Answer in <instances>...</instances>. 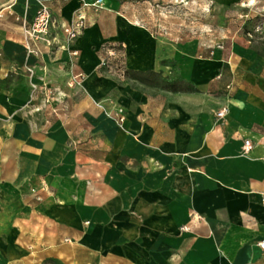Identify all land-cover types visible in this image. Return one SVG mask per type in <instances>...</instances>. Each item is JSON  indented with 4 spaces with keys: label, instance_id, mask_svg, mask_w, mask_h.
<instances>
[{
    "label": "crops",
    "instance_id": "crops-1",
    "mask_svg": "<svg viewBox=\"0 0 264 264\" xmlns=\"http://www.w3.org/2000/svg\"><path fill=\"white\" fill-rule=\"evenodd\" d=\"M215 1L218 23L194 35L160 0H0V264H264V53L223 13L255 15L264 0ZM40 2L55 41L84 16L74 58L44 42L28 52L23 23ZM107 44L129 73L192 89L118 83L100 65ZM103 96L122 99L121 126L94 106Z\"/></svg>",
    "mask_w": 264,
    "mask_h": 264
},
{
    "label": "rangeland",
    "instance_id": "rangeland-1",
    "mask_svg": "<svg viewBox=\"0 0 264 264\" xmlns=\"http://www.w3.org/2000/svg\"><path fill=\"white\" fill-rule=\"evenodd\" d=\"M163 2L162 7L164 11H169L173 8V12L178 14L184 24H188L194 27V35L199 34L197 32L198 27H203L206 25H210L209 28L212 29V26L218 23V16L221 14L219 11V7L216 5V1L212 0L210 3L207 1V5H203L201 0H160ZM159 10V8H158ZM223 13L227 15V20H225V25L231 27L234 30L237 27H240V34L242 35L244 41L247 45L259 49L262 53H264V16L263 11L255 10L257 13L255 15L249 14L247 17L242 16L236 18V13L244 14V10H240V7L234 8V6H229L228 8L223 9ZM254 10V9H253ZM163 11V12H164ZM154 12V11H153ZM154 14V13H153ZM209 17L210 20H207ZM194 25V26H193ZM213 30V29H212ZM202 29H200V32ZM213 37H216L214 40L221 39L218 35L214 34L213 31L211 32ZM106 73V72H104ZM108 74V73H107ZM112 74V75H111ZM112 76L118 83L130 82L133 87H137L151 93L158 91L159 89L174 91L177 93H183L190 91L192 89L191 85L186 84L181 80H168V77L157 73H130L125 74L124 71L118 75L117 73L111 72L109 74ZM82 84V83H81ZM80 84V85H81ZM78 85V86H80ZM82 86V85H81ZM94 106L99 110L105 113L107 118L114 120V122L121 126L124 121L125 116V107L122 103V99H116L110 96H103L92 100ZM209 107L214 111V117L217 110H219V104L211 98V101L208 103ZM225 107V106H223ZM35 108V107H33ZM72 141L68 142V147L72 148ZM180 232H188V230H183L179 228ZM45 264H65L59 259H46L44 261Z\"/></svg>",
    "mask_w": 264,
    "mask_h": 264
},
{
    "label": "built area",
    "instance_id": "built-area-1",
    "mask_svg": "<svg viewBox=\"0 0 264 264\" xmlns=\"http://www.w3.org/2000/svg\"><path fill=\"white\" fill-rule=\"evenodd\" d=\"M67 1V0H66ZM82 6H90L98 8L102 5V0L86 1L81 0ZM177 1V0H174ZM183 1V0H180ZM242 17V16H241ZM55 19L51 13L50 7L44 2L38 4V8L28 22L23 23V36L27 44L28 52L37 53L36 48L30 47V43L34 44L37 42H44L45 45L52 47L56 44L58 48L67 50L71 58L77 55V51L70 48V44L76 38H78L86 27L84 16L78 14L75 19L68 23L58 24V28L63 34L62 41H55L54 37L50 36V27L56 25ZM119 46V47H118ZM122 46L118 44H111L109 46H104V58L102 59L100 65L104 66L110 72L117 73L118 75L124 71V66L122 65ZM85 78L83 73H71L67 79V86L74 87L80 85ZM47 101V100H46ZM45 101V102H46ZM36 110L41 109L40 106L35 107ZM227 112L226 107H222L215 113V118L220 119L225 116ZM252 148V143L248 139L243 140L242 152L248 153ZM181 229L188 230V226H182ZM258 246L264 249V239L258 242Z\"/></svg>",
    "mask_w": 264,
    "mask_h": 264
},
{
    "label": "clouds",
    "instance_id": "clouds-1",
    "mask_svg": "<svg viewBox=\"0 0 264 264\" xmlns=\"http://www.w3.org/2000/svg\"><path fill=\"white\" fill-rule=\"evenodd\" d=\"M257 2V0H247V6H252Z\"/></svg>",
    "mask_w": 264,
    "mask_h": 264
},
{
    "label": "trees",
    "instance_id": "trees-1",
    "mask_svg": "<svg viewBox=\"0 0 264 264\" xmlns=\"http://www.w3.org/2000/svg\"><path fill=\"white\" fill-rule=\"evenodd\" d=\"M109 45H111V44H107V45H105V46H109ZM118 47H119V46H118ZM124 73L127 74V75L130 74L129 71H128L126 68H124ZM132 73H133V72H132Z\"/></svg>",
    "mask_w": 264,
    "mask_h": 264
}]
</instances>
